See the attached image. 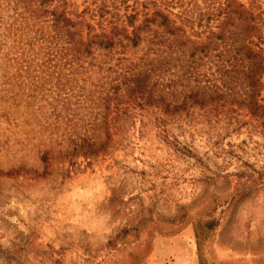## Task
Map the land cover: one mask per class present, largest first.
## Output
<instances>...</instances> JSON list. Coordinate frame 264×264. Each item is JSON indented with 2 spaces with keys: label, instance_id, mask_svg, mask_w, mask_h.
<instances>
[{
  "label": "rangeland",
  "instance_id": "rangeland-1",
  "mask_svg": "<svg viewBox=\"0 0 264 264\" xmlns=\"http://www.w3.org/2000/svg\"><path fill=\"white\" fill-rule=\"evenodd\" d=\"M101 2L0 0V264H264V111L223 130L197 108L159 113L167 125L150 110L107 153L74 152L71 108L47 71L52 14L93 25Z\"/></svg>",
  "mask_w": 264,
  "mask_h": 264
},
{
  "label": "trees",
  "instance_id": "trees-1",
  "mask_svg": "<svg viewBox=\"0 0 264 264\" xmlns=\"http://www.w3.org/2000/svg\"><path fill=\"white\" fill-rule=\"evenodd\" d=\"M94 12L93 25L83 13L77 22L66 10L52 14L57 52L47 71L53 69L49 76L56 75L61 100L71 108L74 152L107 153L111 137L124 139L128 124L150 110L167 125L197 108L207 124L223 130L242 121L240 111H264L263 0H102ZM141 44L143 57H126ZM95 46L106 52L99 62ZM96 63L103 77L87 90L85 76Z\"/></svg>",
  "mask_w": 264,
  "mask_h": 264
}]
</instances>
